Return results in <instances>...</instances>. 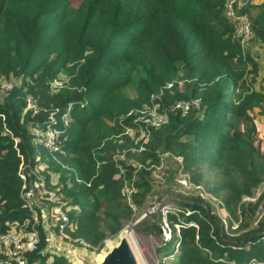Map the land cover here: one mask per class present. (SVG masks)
I'll return each mask as SVG.
<instances>
[{
	"label": "trees",
	"instance_id": "1",
	"mask_svg": "<svg viewBox=\"0 0 264 264\" xmlns=\"http://www.w3.org/2000/svg\"><path fill=\"white\" fill-rule=\"evenodd\" d=\"M222 3L0 0V80L10 82L0 99V233L32 219L19 197L18 155L43 165L44 184L68 219L63 239L87 250L156 199L152 175L164 158L175 164L165 172L169 182L182 175L199 193L177 194L175 208L136 223L138 232L160 234L157 252L172 245L156 264H264V212L257 215L264 192L251 199L264 182V133L256 138L251 114L263 112L264 87L253 86L258 64L235 42ZM241 10L264 54V0H244ZM190 99L196 108L167 111L159 125L138 112ZM30 125L57 127L59 151L31 144ZM35 227L26 264H67Z\"/></svg>",
	"mask_w": 264,
	"mask_h": 264
},
{
	"label": "built area",
	"instance_id": "2",
	"mask_svg": "<svg viewBox=\"0 0 264 264\" xmlns=\"http://www.w3.org/2000/svg\"><path fill=\"white\" fill-rule=\"evenodd\" d=\"M249 1L254 2L256 0ZM243 3L244 0H223L222 3L225 15L231 20L233 24V38L242 49L247 44H249L253 38L249 16L246 14V12L241 10ZM57 84L58 82L54 81L52 83V87L56 86ZM197 105V99L178 100L168 105L165 109H158L157 105H152L150 107L144 106L138 112H146V116H140V118H143V121L150 123L151 125H159L167 120V111H179L181 115H183L191 106L196 108ZM66 116L67 114H64L63 118ZM49 119L52 120L51 117ZM126 132L129 134L133 133L128 129ZM28 134L31 144L35 146H41L49 153H55L56 151H59V147L64 140V137H62L60 134V130L57 127H53L51 125H30L28 127ZM18 156L20 160L16 173L21 180L19 197L24 201L26 208H28V210L31 212L32 219L31 221L25 219L23 222L20 221L11 223L4 232L0 233V264H26L24 252L29 250L37 240L35 226L38 222H35V220H37V218L42 220V214L40 212L42 211L43 207H41L39 203L36 202L35 187H33L31 183L35 176V172H33L35 171L33 170L35 166L31 167L29 165L28 159L27 161H24L22 160L21 155ZM40 188L42 190L41 199L44 200L45 198L57 208L55 212L57 211L58 213L56 220L58 222L57 225L59 226L57 230L59 237H67L62 231V225L67 223L68 219L65 209L62 208V202L60 201V198L55 195L54 190L47 188L43 179L41 181ZM125 190L127 191V189ZM37 206L41 207L39 214L38 210L35 209ZM164 227L167 228L166 224ZM48 238L49 237H46L45 240L48 241ZM80 244L82 247L86 248L84 242L81 241Z\"/></svg>",
	"mask_w": 264,
	"mask_h": 264
},
{
	"label": "rangeland",
	"instance_id": "3",
	"mask_svg": "<svg viewBox=\"0 0 264 264\" xmlns=\"http://www.w3.org/2000/svg\"><path fill=\"white\" fill-rule=\"evenodd\" d=\"M80 0H68L69 4L71 6L77 5V3ZM244 5V3H243ZM250 43V42H249ZM248 45V44H247ZM247 45L243 48V50L248 51ZM244 51V52H245ZM252 53H255V57H259V59L254 58L255 61L258 64V71H257V78L255 82H253V86L256 88L257 85H262L264 87V55H263V49L262 53L261 50H258V47L255 45V47L252 49ZM258 53V55H257ZM250 54V53H249ZM262 55V57H261ZM9 83L7 80H0L1 84V89H0V99L3 96V91L5 88L9 86ZM263 112L259 111V108H253L251 111V114L256 121L257 125V130H256V138H260L261 135L264 133V106H262ZM255 144L258 146L259 145V140L255 142ZM177 164V160H176ZM175 164L171 161H166L164 158L162 159V162L160 166L155 169V172L152 175L153 178V191H154V197L156 199H150L147 200L140 208L135 209L133 213V219L127 222H123V227L122 229L116 234L113 238L109 239L111 242H113L120 234L122 231H124L126 228L128 230L132 231V241H134V244L137 246L139 254H141L142 258V263L141 264H156L158 261L161 260V257L163 255L168 254L172 250V245L170 243H166V246H163L161 248H158V252L156 251V248L160 245L162 239L159 233H153V234H146V233H141L135 230L136 223L147 213H151L155 211L156 209H160L164 206H170L171 208H175V205L172 204L171 202L174 201V199L178 198L177 194H188L190 191H194L195 193H199L194 187H191L190 185L187 184L186 179L179 174H173V179L172 182L170 181L169 177H165V172L169 168H174ZM33 172H35V176L32 183V186L35 187V200L37 203L42 204V211L40 212L42 214V220L38 219L35 220V222H38L39 224H48L49 225V230L54 234L56 240V244L60 245H67L73 249L81 250L83 252L88 253L93 259L97 258V255L102 253L105 248H106V243L105 241L103 242V246L96 249L93 248L92 250H87L85 247L82 246H75L72 241L71 243L68 242L67 240H64L63 238H60L55 227L57 226L58 222L56 220V216L58 215L56 206L51 204L49 201H47L45 198L44 200L42 198V193H41V188L40 184L42 181V175L40 174L41 171L43 170V165L42 164H37L33 168ZM50 182L53 184L56 180L55 176H50ZM48 188V187H47ZM51 189V188H48ZM54 190V189H52ZM264 192V182L252 191V197L251 199L254 200V198L260 193ZM202 196L205 198L210 199V201L213 204V211L220 216L223 220H225L226 213L223 210H217L216 209V201L207 196L204 192L200 191ZM158 200V201H157ZM250 200V199H248ZM41 209V207H40ZM264 212V198L261 200V206L257 210V215H260ZM147 219H150V217H147ZM236 225L235 222H233V226ZM166 232L163 233V235L167 238L169 230L167 228ZM46 237H49V235L46 232ZM71 241V240H70ZM49 253L51 254H58L57 252H54L53 250H49ZM67 264H74V262L71 259L67 260Z\"/></svg>",
	"mask_w": 264,
	"mask_h": 264
},
{
	"label": "water",
	"instance_id": "4",
	"mask_svg": "<svg viewBox=\"0 0 264 264\" xmlns=\"http://www.w3.org/2000/svg\"><path fill=\"white\" fill-rule=\"evenodd\" d=\"M158 201V200H157ZM42 207V204H39ZM49 235L48 247L50 250L71 259L74 264H136L130 242L125 235L118 236L113 242L107 244L105 250L93 259L88 253L73 249L67 245L55 243V236L49 230L48 224H42Z\"/></svg>",
	"mask_w": 264,
	"mask_h": 264
},
{
	"label": "bare ground",
	"instance_id": "5",
	"mask_svg": "<svg viewBox=\"0 0 264 264\" xmlns=\"http://www.w3.org/2000/svg\"><path fill=\"white\" fill-rule=\"evenodd\" d=\"M120 235L126 236L128 241L130 242L131 248L133 250L134 257L136 260V264H141L142 263V258L140 256L141 254H139L137 246L134 244V241H132V231H130V230H128V228H126L124 231H122V233ZM110 242H111L110 240L105 241L106 245L109 244ZM98 256H99V254L97 255V258H98Z\"/></svg>",
	"mask_w": 264,
	"mask_h": 264
},
{
	"label": "crops",
	"instance_id": "6",
	"mask_svg": "<svg viewBox=\"0 0 264 264\" xmlns=\"http://www.w3.org/2000/svg\"><path fill=\"white\" fill-rule=\"evenodd\" d=\"M255 45L258 47V45H257V43L253 40V41H251L248 45H247V48H248V53H250L251 55H253L254 56V58H256L255 57V53L253 54L252 53V49L255 47ZM258 50H261V53H262V49L260 48V47H258ZM257 55H258V53H257ZM264 55V54H263ZM261 57H262V55H261ZM256 59H259V57H257ZM264 106V105H263Z\"/></svg>",
	"mask_w": 264,
	"mask_h": 264
},
{
	"label": "clouds",
	"instance_id": "7",
	"mask_svg": "<svg viewBox=\"0 0 264 264\" xmlns=\"http://www.w3.org/2000/svg\"><path fill=\"white\" fill-rule=\"evenodd\" d=\"M55 81H57V80H55ZM53 82H54V81H53ZM53 82H52V83H53ZM57 82H58V81H57ZM58 84H59V82H58ZM58 84H57V85H58ZM57 85H56V86H57ZM56 86H53V87H52V84H51V88H55ZM45 241H46V240H45ZM46 242L48 243V241H46Z\"/></svg>",
	"mask_w": 264,
	"mask_h": 264
}]
</instances>
